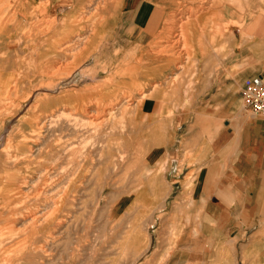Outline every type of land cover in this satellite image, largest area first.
I'll return each mask as SVG.
<instances>
[{"label":"rangeland","instance_id":"obj_1","mask_svg":"<svg viewBox=\"0 0 264 264\" xmlns=\"http://www.w3.org/2000/svg\"><path fill=\"white\" fill-rule=\"evenodd\" d=\"M23 1L26 0H3V7L12 16L18 14L23 24L11 33L7 49L3 44L0 47V244L4 247L0 246V260L4 257L0 264H165L171 254L182 261L179 264H185V260L203 255L204 248L197 245H207L209 238L223 240V231L196 230L188 237L194 246L186 248V232L148 230L153 211L147 212L145 219L138 210L121 214V195L127 191L129 178L137 176L140 163L135 157L136 149L144 137L137 119L144 102L138 105L137 101L144 92L162 87H155L154 82L146 86L144 82L143 76L152 72L141 68L154 56L144 55L146 47L139 44L144 34L139 16L123 11L121 0L109 4L110 0H66L62 7L55 6L60 16L49 10L44 13L37 0L25 13ZM206 1L211 9L217 0ZM212 11L215 9L211 10L209 22L215 19ZM181 21L170 38L156 43L146 39V44L151 50L161 47L163 52L184 48L186 54L163 58L172 57L179 64L193 63L197 57L192 54L193 48L206 45L207 40L184 38L185 18ZM189 27L190 32L199 30V36H203L197 23ZM231 41L227 39V45ZM41 86L47 90L34 94ZM39 99L42 106L30 109L28 102ZM54 109L62 110L60 124L38 128L36 121ZM26 148L30 152L26 153ZM49 155L51 158H47ZM161 217L162 222L177 220L176 216ZM194 221L201 222V216ZM144 222L146 230L139 229ZM248 240L249 232L243 231L242 241ZM242 251L243 258H249L248 247L243 246ZM152 255L161 261L155 263Z\"/></svg>","mask_w":264,"mask_h":264},{"label":"crops","instance_id":"obj_2","mask_svg":"<svg viewBox=\"0 0 264 264\" xmlns=\"http://www.w3.org/2000/svg\"><path fill=\"white\" fill-rule=\"evenodd\" d=\"M195 1L121 0L123 11L139 16L141 41L170 38L183 18L188 28L197 23L204 32L199 36V30H191L185 37L207 40L193 48V63L163 58L186 54L184 48L144 49V55L154 56L141 68L152 72L143 76L145 85L162 87L147 92L137 114L144 130L135 155L140 165L121 195V214L138 210L145 219L153 211L148 230L186 232L187 242L196 230L225 232L221 241L209 238L207 245H197L204 248L203 255L185 264H261L264 116L246 107L243 91L248 79L264 78V0H217L211 9L208 1ZM213 8L215 19L209 22ZM212 24L220 29L216 45L209 41L214 38ZM227 39L232 40L228 45ZM165 215L176 216V222H162ZM199 215L201 222L196 223ZM139 229L146 230V223ZM243 231L249 232L248 242L242 241ZM243 246L249 258H243ZM150 258L161 261L156 255ZM180 262L174 254L164 260Z\"/></svg>","mask_w":264,"mask_h":264},{"label":"bare ground","instance_id":"obj_3","mask_svg":"<svg viewBox=\"0 0 264 264\" xmlns=\"http://www.w3.org/2000/svg\"><path fill=\"white\" fill-rule=\"evenodd\" d=\"M10 1V0H9ZM37 1H39V5L42 7V10L44 11V13H45V11H53V13H57V15L56 16H60L59 15V12L57 11L56 12V8H55V6H61L62 7V4H65L66 3V0H37ZM77 1V0H76ZM76 1H75V3H76ZM80 2H81V0H79ZM78 1V2H79ZM96 1V0H95ZM94 1V2H95ZM98 1V0H97ZM193 1V0H192ZM197 1V0H196ZM195 1V2H196ZM8 2V1H7ZM31 2L33 3V0H26V1H23V7H21L22 9H23V11L26 13V11L28 12L30 9L29 8H33L32 6H31ZM99 2V1H98ZM113 2V0L111 1L110 0V2H108V4L109 3H112ZM202 2V1H201ZM201 2H199V3H201ZM213 2V1H212ZM231 2V1H230ZM72 3V2H71ZM92 3V2H91ZM198 3V4H199ZM77 4V3H76ZM80 4V3H79ZM97 4V3H96ZM124 4V3H123ZM204 4V3H203ZM207 4V3H206ZM223 4V3H222ZM243 4V3H242ZM115 5V4H114ZM5 6V5H4ZM11 6V5H10ZM31 6V7H30ZM70 6V5H69ZM209 6V5H208ZM207 5H206V7H208ZM244 6V5H243ZM74 7H76V6H73V9H75ZM90 7H91V5H90ZM240 7V6H239ZM39 8V7H38ZM193 8V7H192ZM47 9V10H46ZM90 9V8H89ZM88 9V10H89ZM242 9V8H241ZM19 10V9H18ZM84 10V9H83ZM85 11V10H84ZM18 12V11H17ZM73 12V11H72ZM75 12V11H74ZM81 12V11H80ZM201 12V11H200ZM71 13V12H70ZM68 14V13H67ZM18 15V14H17ZM17 15H14V16H12L11 14H10V11H9V9H7L6 8V6H5V8L3 7V0H0V47H2V44L4 45V47L3 48H5V49H7V45H8V39L9 38H11V33H13V31L14 30H16L17 31V29H18V26H19V24H23V21H22V23H20L21 21H19L18 20V17H16ZM25 15V14H24ZM74 15V14H73ZM81 15V14H80ZM85 15H86V13H85ZM88 15V14H87ZM194 15V14H193ZM188 16V15H187ZM80 17V16H79ZM57 18V17H56ZM65 18H67V17H65ZM72 18V17H71ZM70 18V19H71ZM167 18V17H166ZM78 19V18H77ZM80 19V18H79ZM182 19V18H181ZM20 20H23V19H20ZM56 20V19H55ZM74 20V19H73ZM83 20H84V18H83ZM172 20V19H171ZM232 20V19H231ZM28 21V20H27ZM53 21V20H52ZM78 21H81V20H78ZM174 21V20H173ZM235 21V20H234ZM233 21V22H234ZM57 22V21H56ZM62 22V21H61ZM182 22V21H181ZM25 23H26V21H25ZM50 24H51V22H50ZM171 24V23H170ZM233 24V23H232ZM26 24H24V26H25ZM70 25V24H69ZM172 25V24H171ZM219 25V24H218ZM225 25V24H224ZM227 25V24H226ZM225 25V26H226ZM65 26V25H64ZM64 26H63V28H64ZM26 27H28V26H26ZM62 27V26H61ZM73 27V26H72ZM60 28V27H59ZM66 28V27H65ZM74 28H76V27H74ZM227 28V27H226ZM71 29V28H70ZM59 30H61V29H59ZM68 30V29H67ZM53 31H55V29L53 30ZM58 31V30H57ZM187 31H189V28H188V26H187V24H185V26H184V30L182 31V33H184V34H186V32ZM61 32V31H60ZM68 32V31H67ZM71 32V31H70ZM69 32V33H70ZM219 32H220V29L219 28H217V26L215 25V24H212L211 25V33H213L212 34V36L214 37V38H216V36H217V34H219ZM58 34H59V32H57ZM204 33V32H203ZM56 34V33H55ZM60 35H63V34H60ZM183 35V34H182ZM66 36V35H65ZM82 36V35H81ZM62 37V36H61ZM64 38V37H63ZM181 38V37H180ZM184 38H185V35H184ZM19 39V38H18ZM83 39V38H82ZM81 39V40H82ZM101 40H102V38H100ZM217 39V38H216ZM231 39V38H230ZM14 40H16V39H14ZM77 40V39H76ZM218 40V39H217ZM217 40H215V41H212V42H210L212 45H216V43L218 42ZM43 41H45V40H43ZM42 41V42H43ZM103 41V40H102ZM176 41V40H175ZM67 42V41H66ZM76 42V41H75ZM78 42H80L79 40L77 41V43ZM91 42V41H90ZM148 41L147 40H142V42L141 43H139V44H141L142 45V47H146V49L147 48H151L150 47V44H146ZM81 43H82V41H81ZM102 43V42H101ZM105 43V42H104ZM103 43V44H104ZM175 43V42H174ZM64 44V43H63ZM66 44V43H65ZM102 44V45H103ZM182 44H184V43H182ZM59 45V44H58ZM62 45V44H61ZM73 45V44H72ZM81 45V44H80ZM84 45V44H83ZM18 46V45H17ZM60 46V45H59ZM64 46V45H63ZM75 46V45H74ZM79 46V45H78ZM95 46V45H94ZM98 46V45H97ZM9 47V46H8ZM61 47V46H60ZM71 47V46H70ZM80 47V46H79ZM141 47V48H142ZM68 48V47H67ZM99 48V47H98ZM63 49V48H62ZM65 49V48H64ZM30 51V50H29ZM28 51V52H29ZM60 51V50H59ZM67 52H68V50H67ZM66 52V53H67ZM72 52V51H71ZM151 53H153L152 51H150ZM159 52V51H158ZM62 53V52H61ZM59 54V53H58ZM196 54V53H195ZM49 55V54H48ZM55 55H57V54H55ZM59 55H61V56H59ZM58 56L59 57H63L62 56V54H59ZM67 55V54H66ZM69 55H70V53H69ZM65 56V55H64ZM72 56V55H71ZM87 56V55H86ZM85 56V57H86ZM38 57V56H37ZM48 57V56H47ZM51 57V56H50ZM54 57H56V56H54ZM68 58V57H67ZM194 58H197V57H194ZM210 58V57H209ZM121 59V58H120ZM139 59V58H138ZM216 59V58H215ZM132 60V59H131ZM152 62H153V60L152 59H150ZM12 61V60H11ZM67 61V60H66ZM151 61H150V63H151ZM17 62V61H16ZM47 62V61H46ZM188 62V61H187ZM221 62V61H220ZM3 63H4V61H3ZM147 63H149V61L147 62ZM116 64H117V62H116ZM59 65V64H58ZM90 65V64H89ZM119 65V64H118ZM128 65V64H127ZM126 65V66H127ZM135 65V64H134ZM6 66V65H5ZM91 66V65H90ZM129 66V65H128ZM136 66V65H135ZM37 67V66H36ZM58 67V66H57ZM117 67V66H116ZM137 67V66H136ZM135 67V70L137 69ZM7 68V67H6ZM53 68V67H52ZM82 68V67H81ZM122 68V67H121ZM80 69V68H79ZM111 70V69H110ZM113 70V69H112ZM118 70V69H117ZM116 70V71H117ZM126 70V69H125ZM50 71H52V69L50 70ZM15 72V71H14ZM20 72V71H19ZM59 72V70H56V71H54V73L55 74H57ZM68 72V71H67ZM70 72V71H69ZM73 72V71H72ZM77 72V71H76ZM115 72V71H114ZM129 72V71H128ZM136 72V71H135ZM47 73V72H46ZM133 73V72H132ZM75 74V73H74ZM111 74V73H110ZM126 74V73H125ZM138 74V73H137ZM19 75H20V73H19ZM67 75V74H66ZM65 75V76H66ZM70 76V75H69ZM123 76V75H122ZM129 76H130V74H129ZM141 76V75H140ZM50 77H52V75L50 76ZM87 77V76H86ZM69 78H72V77H69ZM11 79V78H10ZM30 79H32V78H30ZM48 79H49V76H48ZM67 79V78H66ZM31 81V80H30ZM40 81V80H39ZM59 81H60V79H59ZM64 82L66 81V80H63ZM89 81V80H88ZM58 83V81L56 82V84ZM61 83V82H60ZM59 83V84H60ZM104 83H106V82H104ZM55 84V83H54ZM103 84V83H102ZM134 85V84H133ZM155 85V84H154ZM159 85V84H158ZM47 86H49V85H47ZM105 86V85H104ZM108 86H109V84H108ZM160 86V85H159ZM32 87V86H31ZM34 87V86H33ZM32 87V88H33ZM42 87V86H41ZM51 87V86H50ZM60 87V86H59ZM128 87V86H127ZM102 88V87H101ZM7 89V88H6ZM118 89H120V88H118ZM45 90H47V88H45V87H42V88H38V89H36L35 90V92H34V94L36 93V92H41V94H42V91H45ZM52 91H54V89H51ZM100 90H102V89H99V91ZM113 90V89H112ZM123 90V89H122ZM94 91V90H93ZM5 92H6V90H5ZM28 92V91H27ZM102 92V91H101ZM148 92V91H147ZM131 93H133V92H131ZM34 94H32V95H34ZM102 95V94H101ZM113 95V94H112ZM134 95V94H133ZM23 96V95H22ZM35 96V95H34ZM64 96H65V94H64ZM66 96H67V94H66ZM116 96V95H115ZM114 96V97H115ZM121 96V95H120ZM146 96H147V93L146 92H144L142 95H140L139 96V98H138V101H137V104L138 103H140L142 100H144V98H146ZM70 97V96H69ZM118 97V96H117ZM6 98V97H5ZM71 98V97H70ZM70 98H68V101L70 100ZM38 99V98H37ZM129 99V98H128ZM33 100V99H32ZM35 100V99H34ZM116 101V100H115ZM125 101V100H124ZM10 102V101H9ZM34 102H36V101H34ZM117 102V101H116ZM130 102V101H129ZM29 103V106H30V109H32V110H34V109H36V108H38V107H41L42 106V101L39 99L36 103H32V101H30V102H28ZM119 103H121V102H119ZM136 104V106H138ZM141 104H143V102L141 103ZM135 106V107H136ZM22 107V106H21ZM135 107H134V109H135ZM116 108V107H115ZM138 108V107H137ZM4 109V108H3ZM2 109V110H3ZM122 109V108H121ZM133 109V110H134ZM26 110H28V109H26ZM25 110V111H26ZM99 110V109H98ZM118 110V109H117ZM1 111V110H0ZM13 111V110H12ZM21 111V110H20ZM62 110H58V109H54L53 110V112L51 113V114H49L46 118H41V120L40 121H36V123H37V126H39L38 128H44V127H46L47 125V127H49V129H50V127L51 126H53V125H59L60 124V121H61V119L63 118L62 117V112H61ZM64 112V111H63ZM8 113V112H7ZM14 113V112H13ZM46 113V112H45ZM49 113V112H48ZM91 113V112H90ZM89 113V114H90ZM108 113H109V111H108ZM136 113H137V111H136ZM12 115V114H11ZM66 115H67V112H66ZM91 115V114H90ZM68 116H69V113H68ZM72 116V115H71ZM95 116V115H94ZM17 117V116H16ZM67 117V116H66ZM14 118V117H13ZM68 118V117H67ZM7 120H9V119H7ZM12 120V119H11ZM63 120V119H62ZM68 120V119H67ZM73 120V119H72ZM9 122V121H8ZM67 123H68V121H66ZM5 123V125H6V122H4ZM11 123V122H10ZM48 123V124H47ZM63 123H65V122H63ZM70 123V122H69ZM104 123V122H103ZM70 125V124H69ZM72 125V124H71ZM8 126V125H7ZM11 126V125H10ZM9 127V126H8ZM61 127V126H60ZM63 128H64V126H62ZM12 128V127H11ZM58 128V127H57ZM4 129V128H3ZM61 130H63L62 128H60ZM7 130H8V128H7ZM7 130L5 131V132H7ZM10 130V129H9ZM43 130V129H42ZM54 131L55 130H57V129H53ZM59 130V129H58ZM57 130V131H58ZM14 131V130H13ZM45 131V130H44ZM48 131V130H47ZM53 132V131H52ZM10 133V132H9ZM11 133H12V131H11ZM35 134H36V132H34ZM41 133V132H40ZM42 133H44V132H42ZM42 133H41V135H42ZM47 133V132H46ZM2 134V133H1ZM1 134H0V136H1ZM6 134V133H5ZM12 135V134H11ZM40 135V134H39ZM50 135V134H49ZM48 135V136H49ZM39 139V138H38ZM35 140H37V139H35ZM38 141V140H37ZM39 142H41V141H39ZM49 142V141H48ZM38 144V143H37ZM42 145H43V143H42ZM47 145H48V143H47ZM50 145V144H49ZM48 145V146H49ZM53 145V144H52ZM48 146H46V148L48 147ZM3 147V146H2ZM1 147V145H0V149L2 148ZM22 147V146H21ZM45 146H43V148H44ZM52 147V146H51ZM23 148V147H22ZM42 148V149H43ZM53 148V147H52ZM27 149V148H26ZM28 150V149H27ZM27 150H25L26 151V153H28V152H30L29 150L27 151ZM22 152L24 151V150H21ZM35 151V150H34ZM51 151V150H50ZM6 152V151H5ZM47 152V151H46ZM45 152V153H46ZM55 152H57V151H55ZM10 153V152H9ZM35 153H36V151H35ZM42 153V152H41ZM40 153V154H41ZM45 153H43V154H45ZM53 153H54V151H53ZM60 153V152H59ZM22 154V153H21ZM30 154V153H29ZM9 155V154H8ZM24 155V154H23ZM51 155V154H50ZM50 155L47 157V158H51L50 157ZM55 155V154H54ZM54 155H51V156H54ZM57 155V154H56ZM22 156V155H21ZM74 156V155H73ZM60 157V156H59ZM55 158V157H54ZM12 160V159H11ZM33 160V159H32ZM31 160V161H32ZM55 160V159H54ZM17 161H19V160H17ZM16 161V162H17ZM20 161H22V160H20ZM30 161V160H29ZM1 162H3V161H1ZM13 163V162H12ZM12 163H10V164H12ZM37 164V163H36ZM9 165V164H8ZM10 166V165H9ZM42 166V165H41ZM116 166V165H115ZM17 167V166H16ZM37 169V168H36ZM44 170V169H43ZM40 171H42V170H40ZM59 171V170H58ZM48 173V172H47ZM59 173V172H58ZM16 175V174H15ZM44 175V174H43ZM40 177V176H39ZM68 179V178H67ZM70 179V178H69ZM17 180V179H16ZM19 180V179H18ZM51 180V179H50ZM48 182V181H47ZM65 182H66V180H65ZM16 183V182H15ZM63 183H64V181H63ZM88 184V183H87ZM60 185V184H59ZM57 187V186H56ZM64 187V186H63ZM24 190V189H23ZM44 190V189H43ZM42 191V190H41ZM39 193H40V191H39ZM62 193H63V191H62ZM20 195H22V194H20ZM68 198V197H67ZM70 199V198H69ZM24 203V202H23ZM17 204V203H16ZM72 205V204H71ZM21 206V205H20ZM74 206V205H73ZM18 207H19V205H18ZM22 207V206H21ZM20 208V207H19ZM46 208V207H45ZM14 209V208H13ZM21 209V208H20ZM12 211V210H11ZM15 211V210H14ZM13 212V211H12ZM11 212V213H12ZM9 213V212H8ZM10 214V213H9ZM8 215V214H7ZM10 215H12V214H10ZM10 218H11V216H9ZM12 217H14L13 215H12ZM1 218V217H0ZM34 218V217H33ZM7 220H9V218L7 219ZM1 221V220H0ZM14 222V221H13ZM107 222V221H106ZM10 223V222H9ZM8 224V223H7ZM13 225V224H12ZM38 225V224H37ZM107 225V224H106ZM26 226V225H25ZM24 228V227H23ZM13 230V229H12ZM11 230V231H12ZM7 231H8V229H7ZM9 232H10V230H9ZM14 232V231H13ZM13 232H11L10 234H12ZM8 233V232H7ZM2 234V233H1ZM9 234V233H8ZM8 234H7V236H8ZM9 234V235H10ZM28 234V233H27ZM35 234V233H34ZM2 237V236H1ZM13 237V236H12ZM150 237V236H149ZM1 239V238H0ZM58 239V238H57ZM3 240V239H2ZM7 241V240H6ZM150 241H151V239H150ZM223 242V241H222ZM229 242V241H228ZM231 242V241H230ZM1 244H2V242H1ZM1 244H0V246H1ZM5 244V243H4ZM222 244V243H221ZM5 246V245H4ZM25 246H26V244H25ZM28 246V245H27ZM2 247V246H1ZM147 247H149V245H147ZM2 248H4V247H2ZM27 248V247H26ZM226 248V247H225ZM20 250V249H19ZM25 250V249H24ZM6 251V250H5ZM4 252V251H3ZM36 252V251H35ZM40 252V251H39ZM230 252V251H229ZM9 253V252H8ZM26 253V252H25ZM34 253V252H33ZM29 254H31V253H28L27 255H28V257H31V256H29ZM49 254V253H48ZM11 256H12V254H10ZM32 255V254H31ZM4 256V255H3ZM26 256V255H25ZM226 256V255H225ZM2 257V256H1ZM0 257V258H1ZM28 257H27V260H29L28 259ZM227 258H228V256H226ZM4 258V257H3ZM2 258V259H3ZM24 258V257H23ZM2 259L0 260V261H2ZM5 260H7V259H5ZM11 260V258H9V260H7V262L8 261H10ZM23 260V259H22ZM247 262V261H246ZM1 263V262H0ZM5 263V262H4ZM11 263V262H10ZM47 263V262H46ZM50 264V263H49ZM220 264V263H219ZM250 264V263H249Z\"/></svg>","mask_w":264,"mask_h":264},{"label":"built area","instance_id":"obj_4","mask_svg":"<svg viewBox=\"0 0 264 264\" xmlns=\"http://www.w3.org/2000/svg\"><path fill=\"white\" fill-rule=\"evenodd\" d=\"M244 103L254 114L264 116V78L253 77L246 81Z\"/></svg>","mask_w":264,"mask_h":264}]
</instances>
